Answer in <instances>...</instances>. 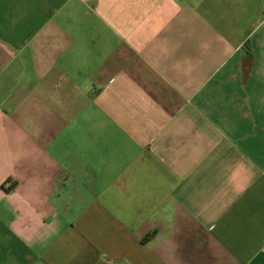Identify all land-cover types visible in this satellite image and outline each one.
I'll return each instance as SVG.
<instances>
[{
	"label": "crops",
	"instance_id": "0c3cea01",
	"mask_svg": "<svg viewBox=\"0 0 264 264\" xmlns=\"http://www.w3.org/2000/svg\"><path fill=\"white\" fill-rule=\"evenodd\" d=\"M0 264H264V0H0Z\"/></svg>",
	"mask_w": 264,
	"mask_h": 264
}]
</instances>
